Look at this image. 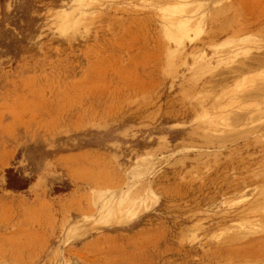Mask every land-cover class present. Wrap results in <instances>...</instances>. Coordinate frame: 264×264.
<instances>
[{"label": "rangeland", "instance_id": "374dc122", "mask_svg": "<svg viewBox=\"0 0 264 264\" xmlns=\"http://www.w3.org/2000/svg\"><path fill=\"white\" fill-rule=\"evenodd\" d=\"M261 58L264 0H0V264H264Z\"/></svg>", "mask_w": 264, "mask_h": 264}, {"label": "bare ground", "instance_id": "6f19581e", "mask_svg": "<svg viewBox=\"0 0 264 264\" xmlns=\"http://www.w3.org/2000/svg\"><path fill=\"white\" fill-rule=\"evenodd\" d=\"M256 59H258V58H256ZM262 59H263V58H261V62H260V60H258V64H257L258 67H259V65L262 64V63H263V65H264V60L262 61ZM257 65H256V66H257ZM263 65H261V66H263ZM260 88H261V90L264 89L263 87H260ZM228 237H229V236H228ZM224 238H225V237H224Z\"/></svg>", "mask_w": 264, "mask_h": 264}]
</instances>
